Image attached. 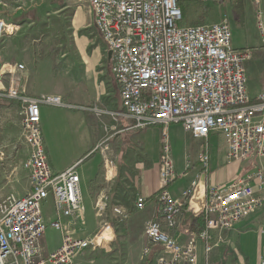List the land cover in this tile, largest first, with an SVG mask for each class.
<instances>
[{"label": "built area", "instance_id": "built-area-1", "mask_svg": "<svg viewBox=\"0 0 264 264\" xmlns=\"http://www.w3.org/2000/svg\"><path fill=\"white\" fill-rule=\"evenodd\" d=\"M186 1L190 0H84L107 51L112 52V72L124 109L114 117L131 118V128L156 123L163 126L159 209L145 228L150 243L146 255L152 246L159 247L155 264H199L200 243L206 253H212L221 242L220 237L215 241V232L232 230L264 207V169L259 168L229 187L208 184L202 210L206 226L189 232L185 243L171 236L161 223L163 220L169 229L177 227L184 201H190L198 182L194 180L184 191L182 200L173 198L169 191L177 177L167 130L171 123H180L193 138L222 133L229 162L264 159V91L254 100L249 95L245 69L249 52L232 45L228 13L216 22L188 24L182 7ZM17 28L16 23L0 18V47ZM24 70L22 63H0V98L10 96L27 103L21 121L28 156L21 167L29 180V190L23 195L0 194V264H77L78 255L102 245L97 238L103 230L112 229V224L104 222L98 232L84 238L66 222L84 221L81 177L75 166L63 171L52 167L41 127L42 104H66L58 95L27 94L22 76L17 74ZM92 110L104 114L97 107ZM5 160L8 157L0 150V163ZM199 162L207 171L209 155H201ZM15 171L16 167L7 179L13 180ZM49 198L53 212L46 216L44 204ZM137 206L142 208L143 202ZM107 207L106 198L98 203L101 215ZM113 212L125 215L121 206H114ZM49 227L61 233V244L46 254L42 238Z\"/></svg>", "mask_w": 264, "mask_h": 264}, {"label": "crops", "instance_id": "crops-1", "mask_svg": "<svg viewBox=\"0 0 264 264\" xmlns=\"http://www.w3.org/2000/svg\"><path fill=\"white\" fill-rule=\"evenodd\" d=\"M214 6L215 9H207L206 14L218 8V18L207 22H216L228 13L232 45L237 50L249 52L245 69L248 92L254 100L264 91V31L258 24L260 15L264 27V0H220ZM182 7L188 24H198L199 18H205V11L201 15L198 11L185 10L184 3ZM0 18L18 25L14 33L4 38L0 63L24 64L25 70L17 74L22 76L23 88L30 96L59 95L70 105H44L41 109V127L52 167L63 171L75 165L84 154L92 153L77 168L86 219H65L66 222L84 238L93 236L104 222L111 223L113 238L109 245H113L116 252L114 264H155L159 247L152 246L146 255L145 249L150 243L145 228L159 209L163 126L156 123L131 128L134 124L131 118L114 117V113L124 110L120 88L110 67L105 42L94 26L92 14L85 8L84 0H0ZM80 60L90 61L96 69L95 81H81L74 74ZM68 68L74 70L70 75ZM88 105L99 107L104 114H95ZM21 108L19 101L14 104L6 99L0 102V125L3 126L1 123L8 120L13 111ZM174 124L177 126L178 123L167 127L168 133ZM157 133L160 140L154 141L158 151L150 144L151 137ZM215 134L201 139L207 142V147L203 145L197 150L191 171L188 172L187 164L181 167L175 164L177 179L169 185L173 198L182 200L184 191L198 180L192 198L184 201L177 227L169 229L161 220L164 229L181 243H185L189 232L204 226V217L200 215L206 203L208 184L228 186L237 180L231 181L230 172L212 173L210 162L206 171L198 161L204 151L211 156V140ZM2 147L0 145V149ZM226 152L227 146L225 157ZM7 155L11 160V155ZM239 162L247 167L242 176L264 169V159L257 157ZM1 176L4 175H0L2 180ZM105 198L108 207L101 215L98 203H103ZM141 201L143 207L139 208L137 204ZM114 206H121L125 215L115 214ZM50 234L42 238L46 254L61 244V233H57L56 242ZM219 237L220 244L210 254L206 253L202 243L199 244V264L207 261L208 264H263L264 207L242 219L232 230L222 234L215 232V241ZM97 250L87 249L78 255L77 264H107L95 258Z\"/></svg>", "mask_w": 264, "mask_h": 264}, {"label": "rangeland", "instance_id": "rangeland-1", "mask_svg": "<svg viewBox=\"0 0 264 264\" xmlns=\"http://www.w3.org/2000/svg\"><path fill=\"white\" fill-rule=\"evenodd\" d=\"M214 4H215V2L200 3L197 1H191L190 0V1L184 2V8H185V10L186 9L189 10V12H195V11H198L199 13L201 12V15H203L202 13L205 11L204 13L206 14L207 9H210V10L215 9ZM218 10L219 9L217 8L216 11L213 10L210 13H207L204 16L205 17L204 19H203V17L199 18V20H197L198 23L199 22L207 23V20L208 21L215 20L216 18H218V15H217ZM194 17L197 18L198 16H194ZM261 31H264V30L261 29ZM110 67L112 70L111 65H110ZM71 70H73V69H71V68L67 69L68 75H70L72 73ZM95 70L96 69L93 66H91L90 61L87 62V61L80 60V61H78L77 69L75 70L74 74H76L81 79V81H95V79H96ZM45 96H57V95H45ZM4 100L5 99L0 98V102H3ZM6 100L10 101L11 104H14L15 102L17 103V100L13 99V97H10V96ZM20 103L22 106L21 110L19 109L16 112L13 111V114H11L9 116V118L7 117L8 120H5L4 123H1V124H3V126L0 125L1 126L0 127V145L3 146L2 149H0V150L4 151L6 153V156H8L7 154L11 155V157H10L11 160H5L3 164L0 163V175L1 174L4 175V176H1L2 180L0 179V194L1 195H3V194L6 195V194L11 193V192L16 193L18 195H23L27 192V190H29V180H28L27 173L21 167L23 161L28 156V150L25 146V144H26L25 139L23 141V136H22L23 127H22V121H21L23 112L27 109V103H24V102L23 103L20 102ZM44 105L55 106L52 104H42L41 109ZM88 106H90L91 108L96 107L93 105H88ZM56 107H59V106H56ZM62 107H70V105L66 104L65 106H62ZM122 107H123V105H122ZM42 133H43V131H42ZM169 134L171 135L170 140H171V145H172V157H173L174 164H176L178 167L185 166L187 164L186 165L187 169L189 167L188 164H190V168L188 169V172L191 171V169H192L191 166H193V164L195 163V159L197 157V150L199 148H201L203 145L205 147H207V142L201 140L203 138H193L182 127V125L180 123H178L177 126H176V124H174L172 126L171 132ZM43 137H44V134H43ZM207 138H209V136ZM154 139L160 140L159 133L154 134L151 137V142H150V144L156 146V149H157V144L154 141ZM161 140H162V137H161ZM44 142H45V139H44ZM211 144H212L211 145V149H212L211 152L212 153L210 156V170L212 173H214V172L215 173H217V172L223 173L224 172V173L229 174V172H230L231 173V179H232L231 181H233V180L239 179L245 172H247V169H246L247 167L245 164H242V162H239V161L229 162L226 159L227 157H225L224 154H225L227 145H226V142H225V139H224V136L222 135V133L216 132V134L213 135V138L211 140ZM157 151H158V149H157ZM204 153H205V151L202 152L201 155H203ZM0 162H2V161H0ZM80 163H82V162L79 160L75 165H72V166H75L76 168H78ZM72 166H70V167H72ZM15 167H16V171L14 174V179L13 180L7 179L8 173H10V171ZM176 176H177V173H176ZM244 176H246V175H244ZM244 176H242V177H244ZM176 179H177V177H176ZM224 187H229V185L224 186ZM52 204L53 203H52L51 198H49L48 201L44 204V212H45L46 216H49L50 214H52V212H53ZM84 214H85V210H84ZM84 217L86 219V216H84ZM98 220H100V216H99ZM102 225L99 228V230L102 228ZM204 226H206L205 220H204ZM49 233H51L50 238H52V236H53V239L56 242V240L58 239L57 233H59V232L57 230L49 227L46 231V235H48ZM96 249H98L96 252H94V256L96 259L97 258L101 259L107 264H114V254L116 252L113 251L114 250L113 245H108L106 247L101 245V246H98ZM227 263H230V262H227ZM205 264H208V261ZM232 264H235V263L232 262Z\"/></svg>", "mask_w": 264, "mask_h": 264}, {"label": "bare ground", "instance_id": "bare-ground-1", "mask_svg": "<svg viewBox=\"0 0 264 264\" xmlns=\"http://www.w3.org/2000/svg\"><path fill=\"white\" fill-rule=\"evenodd\" d=\"M112 238H113V231L112 229H108V230H103L101 232V234L97 238V241L106 247L110 244Z\"/></svg>", "mask_w": 264, "mask_h": 264}, {"label": "trees", "instance_id": "trees-1", "mask_svg": "<svg viewBox=\"0 0 264 264\" xmlns=\"http://www.w3.org/2000/svg\"><path fill=\"white\" fill-rule=\"evenodd\" d=\"M91 156H92V153L84 154V155L80 158V161H81V162H85V161H87ZM200 216L203 217V213H202ZM198 218H200V217H198ZM203 227H204V226L201 225L200 228H199V230L202 229Z\"/></svg>", "mask_w": 264, "mask_h": 264}, {"label": "water", "instance_id": "water-1", "mask_svg": "<svg viewBox=\"0 0 264 264\" xmlns=\"http://www.w3.org/2000/svg\"><path fill=\"white\" fill-rule=\"evenodd\" d=\"M111 57H112V52L109 51V53H108V58H109V60H111Z\"/></svg>", "mask_w": 264, "mask_h": 264}]
</instances>
